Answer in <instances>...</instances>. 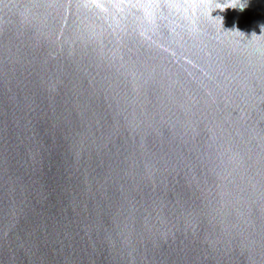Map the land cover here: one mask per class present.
Returning <instances> with one entry per match:
<instances>
[{"label": "water", "instance_id": "water-1", "mask_svg": "<svg viewBox=\"0 0 264 264\" xmlns=\"http://www.w3.org/2000/svg\"><path fill=\"white\" fill-rule=\"evenodd\" d=\"M0 264H264V0H0Z\"/></svg>", "mask_w": 264, "mask_h": 264}]
</instances>
